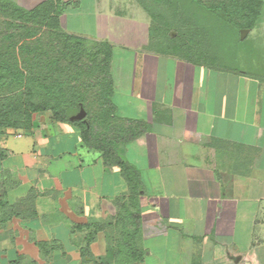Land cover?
Listing matches in <instances>:
<instances>
[{
    "label": "crops",
    "instance_id": "crops-1",
    "mask_svg": "<svg viewBox=\"0 0 264 264\" xmlns=\"http://www.w3.org/2000/svg\"><path fill=\"white\" fill-rule=\"evenodd\" d=\"M122 3H93L89 37L113 45L114 115L133 129L112 149L132 189L72 120L39 112L28 129L0 128V264L111 260L116 221L126 216L128 228L135 212L142 264H228L264 226V71L147 48L149 15ZM239 231L249 236L243 249L234 247Z\"/></svg>",
    "mask_w": 264,
    "mask_h": 264
},
{
    "label": "trees",
    "instance_id": "trees-1",
    "mask_svg": "<svg viewBox=\"0 0 264 264\" xmlns=\"http://www.w3.org/2000/svg\"><path fill=\"white\" fill-rule=\"evenodd\" d=\"M154 1L167 3L172 15H178L181 28L165 36L170 22L142 3L156 21L150 23L147 48L210 67H218L221 61L214 53V33L250 30L262 5L261 0ZM76 4L42 0L24 8L0 0V128L28 129L32 114L43 111H50L56 120L70 121L83 108L85 117L72 121L80 126L84 141L97 142L109 158H115L132 189L131 171L112 149L116 142L126 141L133 129L114 115L113 45L94 39L89 47L86 37L62 29L60 16L68 5ZM125 217L116 221L120 231L111 260L95 264H142L145 250L139 244L137 212L127 216L128 228L122 220Z\"/></svg>",
    "mask_w": 264,
    "mask_h": 264
},
{
    "label": "rangeland",
    "instance_id": "rangeland-1",
    "mask_svg": "<svg viewBox=\"0 0 264 264\" xmlns=\"http://www.w3.org/2000/svg\"><path fill=\"white\" fill-rule=\"evenodd\" d=\"M16 4L24 7L31 8L34 5L38 4L42 0H11ZM68 1V0H64ZM71 2H77L76 5L71 6L65 13V17L62 18L61 27L66 29L68 32L81 35L87 38L85 44L91 46L93 38H90L93 34L94 27V17L95 13L93 10L94 2H102L105 7H118L121 10L124 8L122 2H136L141 6L143 3L144 6L153 14L161 16L168 20L171 24L168 32L165 33V36L175 35L178 28L181 27L178 24V15L174 16L171 13V9L167 3H158L154 0H70ZM259 11V22L256 27H252L250 32L244 34V39H240V30L238 33H232L231 30L224 29L221 32H215L213 35L214 42V53L219 55L221 58L218 63V67L232 69V70H243L247 75L255 69L264 71V0ZM142 7V6H141ZM138 6L140 12L145 15L144 11L149 15L150 21L154 24L156 21L152 19L149 12L143 10ZM123 11V10H122ZM255 25V24H254ZM65 27V28H64ZM3 30L1 21H0V31ZM248 33V34H247ZM163 36L164 38H166ZM89 37V38H88ZM160 39V38H157ZM156 42V40H155ZM154 49V48H151ZM118 54L123 56L127 55V51H118ZM48 112L50 111H43ZM39 113V112H36ZM35 113L32 114V117ZM51 114V113H50ZM31 117V121H32ZM14 129V128H13ZM248 232H236L235 236V245H240L241 249L245 247L248 243ZM252 236L256 237L253 242H251L246 249L242 251H237L231 253L229 256L230 261L228 264H264V226L260 230H255L252 232ZM213 253L215 257L219 256L220 250L216 249ZM211 251H207L205 255V260L214 257L211 256ZM209 258L207 259V257ZM211 256V257H210ZM207 264H216L207 262Z\"/></svg>",
    "mask_w": 264,
    "mask_h": 264
},
{
    "label": "water",
    "instance_id": "water-1",
    "mask_svg": "<svg viewBox=\"0 0 264 264\" xmlns=\"http://www.w3.org/2000/svg\"><path fill=\"white\" fill-rule=\"evenodd\" d=\"M248 31V29H240V38L244 37V34ZM85 110L80 108L79 111L69 117L70 120H80L85 117Z\"/></svg>",
    "mask_w": 264,
    "mask_h": 264
}]
</instances>
